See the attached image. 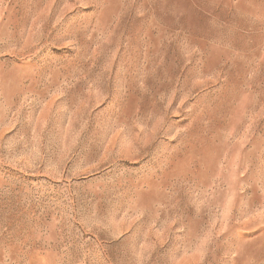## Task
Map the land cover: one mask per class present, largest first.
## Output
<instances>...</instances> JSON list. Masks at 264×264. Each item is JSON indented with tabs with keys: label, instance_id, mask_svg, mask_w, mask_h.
<instances>
[{
	"label": "rangeland",
	"instance_id": "obj_1",
	"mask_svg": "<svg viewBox=\"0 0 264 264\" xmlns=\"http://www.w3.org/2000/svg\"><path fill=\"white\" fill-rule=\"evenodd\" d=\"M0 264H264V0H0Z\"/></svg>",
	"mask_w": 264,
	"mask_h": 264
}]
</instances>
